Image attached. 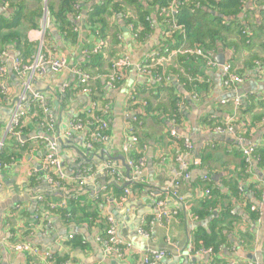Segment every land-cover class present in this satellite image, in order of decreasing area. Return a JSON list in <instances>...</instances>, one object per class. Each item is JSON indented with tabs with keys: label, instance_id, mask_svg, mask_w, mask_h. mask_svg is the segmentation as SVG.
<instances>
[{
	"label": "crops",
	"instance_id": "obj_1",
	"mask_svg": "<svg viewBox=\"0 0 264 264\" xmlns=\"http://www.w3.org/2000/svg\"><path fill=\"white\" fill-rule=\"evenodd\" d=\"M49 1L56 5L59 2ZM79 1L82 13L73 20L78 34L73 42H65L59 29L43 14L30 20L22 18L21 26L16 23L15 27L3 30L17 33L19 42H26L29 47L25 52L24 46L17 49L14 42H9L1 50L0 44V66L6 69L4 84L9 90V96L0 95V142L4 143L0 149L4 165L0 169V264H32L33 259L26 253L13 252L7 246L23 242L39 253L48 252L51 255L48 264H139L141 252L147 247L166 252L163 264H264V166L260 168L256 162H250L244 167L241 154V150L251 146L264 147V76L255 67V62L264 66L261 35L245 30L248 40L244 41L234 32L237 29L231 27V33L225 35L227 43L218 42L207 52L218 64L216 68L189 58L179 62L177 55L159 58L157 64L162 68V75L156 81L152 75L139 73L136 67L151 63L152 53L168 48L164 41L171 34L164 33L152 16L153 30L139 42L119 19L115 24L120 33L110 30L119 44H110L104 54L109 59L110 52H120L132 66L115 89L105 87L104 75L94 76L102 83L93 80L92 85L94 93L103 95L101 102L111 108L107 115L109 143L87 150L84 132L66 134L71 119L85 113L92 100L90 95L76 92L72 87L63 89L64 84L74 81L69 71L54 74L49 69L35 79L32 91L45 99L44 104L55 120L54 137L44 134L34 122L23 124L13 136H6V123L20 93L19 81L12 69L13 58L25 55L21 59L30 63L42 44L44 53L64 57L72 68L89 61L84 51L94 50L100 43L90 34L85 19L87 11L101 0ZM19 2L0 0V19L13 21L12 4ZM26 6L34 10L33 0ZM256 8L252 0H246L238 20L247 17L250 24H256L261 20ZM177 12L176 4H172L169 13ZM206 12L210 17H219L216 11ZM216 58H220L221 64ZM228 64H233L234 72L243 78L235 91L222 87L220 67ZM150 65L156 68L154 63ZM132 89L137 94L134 104L129 99ZM235 97H241L240 110L232 105ZM173 99H178L176 107L183 115L177 132L193 145V152L186 160H195V164L190 169V178L181 181L178 198H168L166 202L168 211L174 214L160 223L148 224L154 204L152 194L157 195L168 187L172 178L170 171L176 168L174 156L179 150L169 136L171 125L166 126L162 121L164 110L171 111ZM104 105L98 104L97 109ZM136 118L139 122L135 126L136 134L149 137L146 144L134 148L146 162L144 182L141 188L127 186L129 194L125 201L119 203L123 182L108 174H93L83 187L71 184L57 190L46 183L41 169L50 138H55L68 177L84 168H97L106 161L128 177L130 170L126 171L123 166L126 157L121 149L129 138L130 120ZM230 119L232 132L216 134L208 130ZM108 156L115 160H109ZM207 189L211 191L209 198L205 195ZM18 198L22 200L18 204L29 211L25 219L18 213L12 214ZM40 199L49 204L61 202L65 207L73 200L79 205L75 208V218L71 219L70 213H47L44 216L48 217L49 225L38 224L35 215ZM95 201L100 202L94 205ZM82 209L88 210V217H84ZM107 217L113 219L117 235L131 242L123 259L106 254L96 242V237L108 227ZM142 219L146 220L144 230L148 239L136 233ZM69 235H74V239L69 240ZM201 246L211 248L213 255L195 254V249Z\"/></svg>",
	"mask_w": 264,
	"mask_h": 264
},
{
	"label": "built area",
	"instance_id": "obj_2",
	"mask_svg": "<svg viewBox=\"0 0 264 264\" xmlns=\"http://www.w3.org/2000/svg\"><path fill=\"white\" fill-rule=\"evenodd\" d=\"M44 2H46V0H44ZM44 16L46 17V13H44ZM101 46L102 43L100 42L93 51H96ZM162 53L169 56L177 54L195 56L204 59L206 66L209 68H216L218 66L215 61L206 56L204 51L197 48L187 47L181 50L178 49L176 51H169V49L165 48L163 51L160 50L156 53H152V55L149 57L153 56L162 58L160 56ZM89 54V51H85L84 57L89 59ZM157 65H159V63ZM255 65L256 71L260 74V76H264V66L259 62H256ZM131 66L132 64L130 60L125 55L115 61L111 66L109 74L103 76L105 87H107V89H115L117 86H119L126 78V72ZM153 67L154 66L146 63L145 65L136 67V69L141 74L151 75ZM12 69L19 81L20 93L13 105L11 115L9 116V119L6 123V136H13L14 134H17L20 125L22 126L24 122H29L30 119L34 117L33 114L36 115V112L33 111H35V109H39V111H41L42 118L39 119L40 121L37 119L36 122L33 120L34 124L47 136L54 137L55 120L49 113V109L44 104L45 99L40 94L32 91L35 79L45 75L48 69L54 74H62L69 71V73L74 77L73 83H70V85L64 84V90L72 87V89L76 92L89 95L91 92V85L94 80L93 77L89 73L85 72L80 66L70 68L64 57L60 55L53 56L51 52L44 53L42 44L39 45L32 62L28 64L22 63L19 57L13 58ZM220 70L223 88L235 91L243 82V78L232 70L231 65H223L220 67ZM5 76L6 69L2 65L0 66V95L3 97L9 96V90L4 84L6 78ZM156 81H159V77L156 78ZM134 95L135 89H132L129 92L130 104L134 103ZM240 102L241 97H235L232 101V105L238 109L240 107ZM222 103H225V101ZM97 106L98 105L92 104L85 113L75 115L71 119L66 131L68 136L84 132L86 134L85 148L87 150H92L98 145H106L110 140L109 124L107 121V115L111 109L110 105L105 104L103 107H99L98 109ZM95 110L96 112H101V114L94 115L92 112ZM81 115L84 116L80 117ZM170 123L172 125L169 131L170 139L172 140L173 144H175V141L181 139L182 142L180 143L183 151L180 153L176 152L177 154L174 156L176 168H173L170 171L172 178L168 187L164 188L163 191L157 195L152 194V197L154 198V204L152 206L151 217L148 224H153L155 222L160 223L163 219L169 218L174 214L173 212L168 211L166 202L168 201V198H178V188L181 184V181L188 180L190 178V169L192 165L195 164V160H186V158L190 157L193 152V145L188 139L179 136L177 129L173 128L175 126L174 121H170ZM127 129L129 132V138L125 143H123L121 152L126 157L125 164L130 170L128 177H125L124 173L116 168L110 161L104 162L103 165L97 168H84L78 171V173L73 177H68L58 155L55 138H50V141L46 142V154L41 169L46 183L57 190L63 189L67 185L71 184L83 187L93 174L100 173L112 175V177H114L117 181L123 182V185L129 186L132 184H143L146 162L140 157L136 160L130 158V153L134 150V148H136L137 138L132 134L134 130L131 126H128ZM208 130L216 134L230 133L233 130L232 119L215 127L208 128ZM3 145L4 143L1 141L0 149L3 147ZM256 151V146H251L241 150V154L246 165L250 164V162L257 161V159L254 157ZM3 166L4 165L0 162V169H2ZM127 186L123 187V196L119 199V203L125 201L127 195L129 194V189ZM1 188L2 184L0 182V191ZM209 192L210 190L207 189L205 191V195H208ZM40 201L42 200L40 199ZM60 205L63 204L60 203ZM56 207H59V205L53 203L49 204V208L51 210H55ZM12 209L19 213L25 208L19 204H16ZM44 220L47 221L46 225H49L47 216H44ZM105 220L108 227L102 234H99L96 237V242L102 247L106 254L112 255L118 259H123L126 251L131 248V242L125 241L117 235L116 226L111 217H107ZM145 224V219L140 220L136 233L138 236L148 239L149 237L144 230ZM68 239H74V235H69ZM167 244L171 245L170 242H167ZM7 246L13 252L26 253L33 259L32 264H48V262L51 260V255L48 252L39 253L25 242L12 243L11 245ZM194 253L197 255L212 256L213 250L211 248H205L201 246L200 248L195 249ZM141 254L142 255L140 256L139 264H163L166 257L165 251L149 247L143 250Z\"/></svg>",
	"mask_w": 264,
	"mask_h": 264
},
{
	"label": "trees",
	"instance_id": "obj_3",
	"mask_svg": "<svg viewBox=\"0 0 264 264\" xmlns=\"http://www.w3.org/2000/svg\"><path fill=\"white\" fill-rule=\"evenodd\" d=\"M28 1L29 0H20L18 4H12L14 7L12 16L13 21L10 23L2 18L0 19V44H2L1 50L6 49V45L9 44V42H14L17 49L24 46L25 50L23 49V51H28L29 45L26 42H19V37L16 35L17 33H6L3 30H9L15 27L16 23L21 26L22 23L20 21L22 18L30 20L31 18L34 19L35 17H41L43 10L44 13H46V17L50 19L51 23L59 29L65 42L67 40L72 42L73 40H77L78 34L75 32V23L73 20L76 18V16H79L82 13L80 6L81 2L79 0H59L57 5L49 0L46 2H44V0H33L34 10L27 8L26 4ZM245 1L246 0H101L99 5L94 6L87 11L85 20L86 24L89 25L87 28L90 34L100 40L102 46L96 51H89V61L80 67L85 72L89 73L93 79L94 76L96 77L109 74L112 64L122 55L120 52L117 53L112 51L110 52L108 59L104 54L105 48H107L110 44H119V40H117L118 38H116L114 35H111L110 33L111 29L115 31V34L120 33L119 26L115 24V21L119 19L124 22L125 26H127L129 31L132 33V37H134L136 41L141 42L145 36L152 32L153 26L151 18L154 16L156 18V22L163 28L164 33L169 35L171 34L170 37H165L164 41L165 45L169 48V51H174V49L181 50L187 47L197 48L204 51L206 56L209 57L207 52L212 48V46H215V44L218 42H220L222 45L227 43L228 40L225 35L231 31V27H235L237 29L234 32H238L241 39L244 41L248 40L243 33L245 30L258 37L261 35V47L264 49V0H252V3H254V5L257 7L255 10H257L261 15V20L254 25L247 21V17L240 19V21L237 18L238 15L242 13L243 3ZM172 4H176L178 10L176 14L169 13V8ZM209 9L214 12L216 11L219 14V17H210L206 12V10ZM246 13L247 12L244 14L246 15ZM28 24L29 22L26 23V25ZM31 26L35 25L33 24ZM160 56L168 57L169 55L162 53ZM176 58L179 62H184L187 58H189L205 63L204 59L195 56L177 54ZM92 59H94V62ZM150 59L152 62H148V64L150 65L154 63L156 66V68L152 69L151 71L152 77L156 80L158 76L162 75V68L161 66L157 65V60L159 57H151ZM21 61L24 64H28L22 59ZM231 65L232 70L234 71L233 64ZM104 67H107L108 69L104 70ZM98 80L100 79H94V82L96 81L102 83ZM180 80H183L182 77H180ZM92 85L91 92L89 94L92 104L104 105L103 102H101L103 101V95L100 93H94ZM171 89H173V87ZM100 90L102 91V89ZM136 95L137 94L135 91L134 103L137 98ZM177 101L178 99H173L170 103V112L164 110L165 119L163 118L162 120L163 124L166 126L169 124L171 125L170 121H174L175 126L173 128L175 129L179 128V125L183 120L182 112H180L176 107ZM238 109L240 110V108ZM147 110L149 111V107ZM33 112H36V115L33 114L34 117L30 119L28 124H31L33 120L36 122L37 119L39 120L42 118V114L39 109H35ZM92 113L94 115L101 114V112H96V110ZM83 116L84 115H81L80 117ZM166 119L168 120L166 121ZM23 124L26 125L27 123ZM23 124L22 126L20 125L18 129L23 128ZM138 124L139 122L136 118L135 121L130 120L129 126L133 128L134 132H132V134L137 138L136 146L138 145L140 147L142 144L147 143L149 137L146 135L139 137V135L136 134L135 126H138ZM180 142H182L181 139L175 141L179 153L183 151ZM96 147L97 146L94 148ZM140 155H142V153L133 150L130 153V158L136 160L140 157ZM2 157L3 155H1L0 150V162L3 164L1 160ZM254 157L257 159L256 163L258 167H263L264 147L257 149ZM242 165L244 167L247 166L246 163H243ZM139 186H142V184H132V187L134 188H141ZM210 196L211 191L206 197L209 198ZM99 202L100 201H95L94 205H97ZM60 203L61 202L57 203L59 207H56L55 210H51L49 208L48 201L45 202L42 200L38 202L35 215L36 222L38 224H45L46 220H44V215L47 213L52 214L54 212L63 215H68L70 213L71 219L75 218V208H77L79 205L73 200L68 201V205L66 207L60 205ZM81 211V213L85 214L84 217H88L87 209H82ZM12 214H17V212L13 210ZM18 214H20L22 219L29 217V211L26 209L19 212Z\"/></svg>",
	"mask_w": 264,
	"mask_h": 264
},
{
	"label": "water",
	"instance_id": "obj_4",
	"mask_svg": "<svg viewBox=\"0 0 264 264\" xmlns=\"http://www.w3.org/2000/svg\"><path fill=\"white\" fill-rule=\"evenodd\" d=\"M86 12L85 11H83V14H85ZM216 61L218 62V63H220L221 64V61H220V58H216ZM44 137H46V136H44ZM119 158V160H121V161H123V158L122 157H118ZM108 159L109 160H115V159H113V158H111L110 156H108ZM123 166L125 167V169H126V171H129V168L126 166V165H124V163H123ZM263 180H264V177H263ZM127 185H124L123 187H126ZM22 200L20 199V198H18L17 200H16V202H15V204H18L19 202H21ZM14 205V204H13ZM13 207V206H12Z\"/></svg>",
	"mask_w": 264,
	"mask_h": 264
},
{
	"label": "rangeland",
	"instance_id": "obj_5",
	"mask_svg": "<svg viewBox=\"0 0 264 264\" xmlns=\"http://www.w3.org/2000/svg\"><path fill=\"white\" fill-rule=\"evenodd\" d=\"M43 16H44V10H43ZM256 63V62H255Z\"/></svg>",
	"mask_w": 264,
	"mask_h": 264
}]
</instances>
